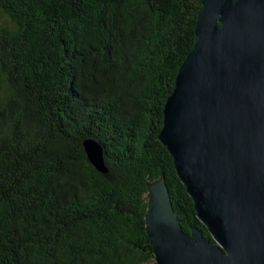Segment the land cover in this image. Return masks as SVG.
I'll use <instances>...</instances> for the list:
<instances>
[{
    "label": "trees",
    "instance_id": "trees-1",
    "mask_svg": "<svg viewBox=\"0 0 264 264\" xmlns=\"http://www.w3.org/2000/svg\"><path fill=\"white\" fill-rule=\"evenodd\" d=\"M201 8L0 0V264H159L146 215L161 178L183 228L211 235L159 138Z\"/></svg>",
    "mask_w": 264,
    "mask_h": 264
},
{
    "label": "water",
    "instance_id": "water-1",
    "mask_svg": "<svg viewBox=\"0 0 264 264\" xmlns=\"http://www.w3.org/2000/svg\"><path fill=\"white\" fill-rule=\"evenodd\" d=\"M160 141L208 227L186 231L164 178L148 183L159 264H264V0H202ZM90 162L107 172L102 146Z\"/></svg>",
    "mask_w": 264,
    "mask_h": 264
}]
</instances>
